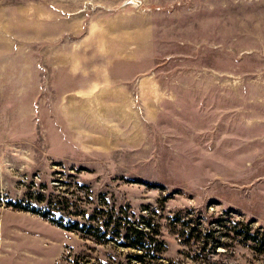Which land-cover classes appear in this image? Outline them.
Wrapping results in <instances>:
<instances>
[{"label": "rangeland", "instance_id": "rangeland-1", "mask_svg": "<svg viewBox=\"0 0 264 264\" xmlns=\"http://www.w3.org/2000/svg\"><path fill=\"white\" fill-rule=\"evenodd\" d=\"M247 231L264 239V0H0V264H264Z\"/></svg>", "mask_w": 264, "mask_h": 264}, {"label": "trees", "instance_id": "trees-1", "mask_svg": "<svg viewBox=\"0 0 264 264\" xmlns=\"http://www.w3.org/2000/svg\"><path fill=\"white\" fill-rule=\"evenodd\" d=\"M12 206H14L15 208H19L20 210H25V211H29L35 214H38L44 218H46L47 220H49L50 222H52L53 224H56L58 226H61L65 229L68 230H72V231H79L85 234H89L92 235L94 237L97 238H105L106 239V235H107V231H102L100 228L98 227H94L93 225H89V227H85V224H81L79 221H72L71 223H63L61 220H59L58 218H56L52 213H50L49 210L41 208L40 206L37 205H30L27 203H13L11 204ZM145 227L147 229L151 228L152 225L150 223L145 224ZM87 228V229H86ZM125 234H124V238H126L129 243H125V246H132L138 250L141 251L140 255H136L135 259H138L140 262H146V257L147 258H154L152 257L151 254H149L150 247H148V244L146 243L147 240H149V242H151V237L148 236V231H144L143 228H136V226H131V227H125ZM99 232V233H96ZM250 231L246 232V235L248 238L253 239V241H257L258 239L256 237H253V235H251L249 233ZM118 234L120 235V232H118ZM131 240H136L134 241V243L131 242ZM259 243L260 246L264 245V239L263 240H259L257 241ZM149 246H151L149 244ZM259 251L262 249H258Z\"/></svg>", "mask_w": 264, "mask_h": 264}, {"label": "crops", "instance_id": "crops-1", "mask_svg": "<svg viewBox=\"0 0 264 264\" xmlns=\"http://www.w3.org/2000/svg\"><path fill=\"white\" fill-rule=\"evenodd\" d=\"M70 68H69V72L68 73H66V77H65V82H64V84L65 85H67L66 83H67V80L69 79V82H70V85L72 86L73 85V76H74V74H75V71L73 70V68H72V61H70ZM68 77V78H67ZM151 77V76H150ZM153 78V77H152ZM146 80H148V82H149V78L148 79H146ZM155 80V79H154ZM141 81L142 80H140L139 79V83H137V81L134 83V86H135V88L137 87V86H139V87H142L141 85L143 84H141ZM147 82V81H146ZM154 81H152V80H150V84H151V86L153 87V88H155V84L153 83ZM145 83V82H144ZM156 86H157V84H156ZM77 88V87H76ZM75 88V89H76Z\"/></svg>", "mask_w": 264, "mask_h": 264}]
</instances>
